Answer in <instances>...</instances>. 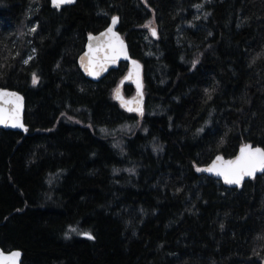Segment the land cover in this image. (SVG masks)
Masks as SVG:
<instances>
[{"label": "trees", "instance_id": "1", "mask_svg": "<svg viewBox=\"0 0 264 264\" xmlns=\"http://www.w3.org/2000/svg\"><path fill=\"white\" fill-rule=\"evenodd\" d=\"M115 16L142 118L114 98L128 64L98 83L78 65ZM0 88L27 103V133L0 129V247L23 264L263 263L264 174L197 168L264 149V0H0Z\"/></svg>", "mask_w": 264, "mask_h": 264}, {"label": "water", "instance_id": "2", "mask_svg": "<svg viewBox=\"0 0 264 264\" xmlns=\"http://www.w3.org/2000/svg\"><path fill=\"white\" fill-rule=\"evenodd\" d=\"M78 0H75L74 3H66L60 7H56L53 5L52 0H50L51 6L58 11H61L65 7L73 6L77 3ZM145 1V0H143ZM118 18L116 23L113 24V19ZM120 26V19L118 16L112 18L108 27L98 34H90L87 38L85 50L80 55L78 59V65L80 71L83 75L95 82L98 83L106 78L109 73L114 70L120 68L123 63L128 64V71L117 89L114 92L115 100L120 104V106L128 113H135L139 115L140 118L144 116L145 112V104H146V95H145V87H144V66L141 61L132 57L129 49V45L126 42L125 38L119 31ZM111 28L114 33L117 34L119 37V41L122 42V50L120 43L115 40H111V43L116 44V51H115V59H113V48L109 46L110 44V37L104 36L103 34L108 32V29ZM156 30V29H155ZM157 30L156 35H153L154 38H157ZM89 45H92V49L90 50ZM135 62V63H133ZM125 85H132L135 88V94L131 97H127L124 94V86ZM139 85V86H138ZM8 95H3V94ZM14 94V95H13ZM17 98H20L17 100ZM17 104H19V122L23 124V128L21 127H12L13 117L16 114ZM129 109H133L130 111ZM27 111V103L24 95L21 93L9 90L5 88H0V129L7 130V131H16L27 133L28 126L25 123ZM27 129L25 131L24 129ZM250 145L251 148L254 150L256 148H263L259 146ZM245 146V145H244ZM242 146L237 153V155L233 158H225L222 155L217 156L210 164L205 166H200L197 169H201L202 171H197L201 176H207L209 178L221 181L222 184L227 188L232 189H242L244 184L251 180L255 179L256 177L263 175L264 171L257 169L254 173V176H245L241 184H228L225 182L223 176L216 175L215 171H203L204 169H210L213 164L218 165H226L230 161H235L241 154V149L244 147ZM222 158L221 161H217V158ZM0 252L3 253L4 256H9L11 253L19 252L20 256L16 262V264H23V252L20 250H12V251H5L3 248L0 247ZM0 264H4L3 260H0ZM264 264V261L263 263Z\"/></svg>", "mask_w": 264, "mask_h": 264}, {"label": "snow or ice", "instance_id": "3", "mask_svg": "<svg viewBox=\"0 0 264 264\" xmlns=\"http://www.w3.org/2000/svg\"><path fill=\"white\" fill-rule=\"evenodd\" d=\"M53 5L56 7H60L66 3H74L75 0H52ZM118 18L113 19V24L116 23ZM35 31V29H33ZM152 34L156 35V30L151 29ZM104 36L110 37L109 46L113 48V59H115V51L116 44L111 43V40L118 41L122 50V42L119 41V37L116 33L112 31L111 28L108 29V32L103 34ZM90 50L92 49V45H89ZM135 63V62H133ZM139 86V85H138ZM8 95V94H3ZM14 95V94H13ZM20 98H17L19 100ZM132 111L133 109H129ZM12 127H21L23 128V124L19 122V104H17L16 114L13 117ZM27 131V129H24ZM222 158L218 157L217 161H221ZM257 169L264 171V150L260 148L252 149L250 145H245L241 149L240 156L235 161H230L226 165H218L213 164L210 169H204L203 171H215L216 175L223 176L224 180L228 184H241L242 179L245 176H254V173ZM197 171H202L201 169H197ZM74 231V229H73ZM89 239H94L90 234H87ZM20 256L19 252L11 253L9 256H4L2 252H0V260L4 261V264H16L18 258Z\"/></svg>", "mask_w": 264, "mask_h": 264}, {"label": "rangeland", "instance_id": "4", "mask_svg": "<svg viewBox=\"0 0 264 264\" xmlns=\"http://www.w3.org/2000/svg\"><path fill=\"white\" fill-rule=\"evenodd\" d=\"M150 33H151V31H150Z\"/></svg>", "mask_w": 264, "mask_h": 264}]
</instances>
